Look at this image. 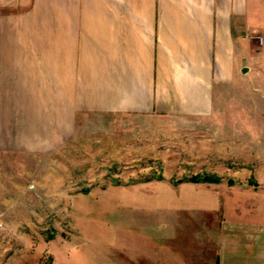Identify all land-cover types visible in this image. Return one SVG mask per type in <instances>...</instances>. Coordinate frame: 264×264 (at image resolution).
<instances>
[{"label": "crops", "instance_id": "obj_1", "mask_svg": "<svg viewBox=\"0 0 264 264\" xmlns=\"http://www.w3.org/2000/svg\"><path fill=\"white\" fill-rule=\"evenodd\" d=\"M259 30L264 0H0V157L71 146L86 116L195 129L214 116ZM193 192L217 202L191 208L221 216L193 237L205 254L149 264H264L263 215L245 222L249 205L224 207L215 197L229 190ZM225 210L236 218L223 221Z\"/></svg>", "mask_w": 264, "mask_h": 264}, {"label": "rangeland", "instance_id": "obj_2", "mask_svg": "<svg viewBox=\"0 0 264 264\" xmlns=\"http://www.w3.org/2000/svg\"><path fill=\"white\" fill-rule=\"evenodd\" d=\"M249 36L245 70L195 129L156 117L86 116L71 146L0 157V264H149L152 256L205 254L193 237L220 226L221 216L191 208L217 202L193 189L229 190L215 199L249 205L245 222L264 218V31ZM204 173L220 181L176 183Z\"/></svg>", "mask_w": 264, "mask_h": 264}, {"label": "trees", "instance_id": "obj_3", "mask_svg": "<svg viewBox=\"0 0 264 264\" xmlns=\"http://www.w3.org/2000/svg\"><path fill=\"white\" fill-rule=\"evenodd\" d=\"M158 177V176H157ZM160 177H158L159 179ZM152 177H144L143 179H141V181H149L151 180ZM192 182V183H197V182H202V183H212V184H216L220 181L219 176L213 174V173H204L201 176H197V175H193L190 177H186L184 179H177L176 183H180V182ZM227 184L228 185H232L233 181L228 179L227 180Z\"/></svg>", "mask_w": 264, "mask_h": 264}, {"label": "water", "instance_id": "obj_4", "mask_svg": "<svg viewBox=\"0 0 264 264\" xmlns=\"http://www.w3.org/2000/svg\"><path fill=\"white\" fill-rule=\"evenodd\" d=\"M244 70H245V68H242V69H241V72H243Z\"/></svg>", "mask_w": 264, "mask_h": 264}, {"label": "built area", "instance_id": "obj_5", "mask_svg": "<svg viewBox=\"0 0 264 264\" xmlns=\"http://www.w3.org/2000/svg\"><path fill=\"white\" fill-rule=\"evenodd\" d=\"M260 40V39H259Z\"/></svg>", "mask_w": 264, "mask_h": 264}]
</instances>
